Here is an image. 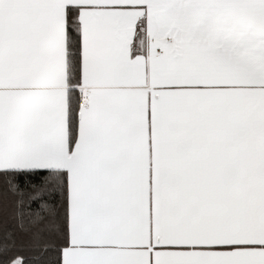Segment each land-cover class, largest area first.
<instances>
[{"label": "snow or ice", "instance_id": "snow-or-ice-1", "mask_svg": "<svg viewBox=\"0 0 264 264\" xmlns=\"http://www.w3.org/2000/svg\"><path fill=\"white\" fill-rule=\"evenodd\" d=\"M0 185L60 264H264V0H0Z\"/></svg>", "mask_w": 264, "mask_h": 264}, {"label": "trees", "instance_id": "trees-1", "mask_svg": "<svg viewBox=\"0 0 264 264\" xmlns=\"http://www.w3.org/2000/svg\"><path fill=\"white\" fill-rule=\"evenodd\" d=\"M14 199L15 197L11 195L7 200L0 199V233H15L16 238L15 246L11 247L7 253L0 254V264L17 258L24 260L25 264H60L58 246H51L45 251H38L25 242L24 234L16 228V221L13 216Z\"/></svg>", "mask_w": 264, "mask_h": 264}]
</instances>
